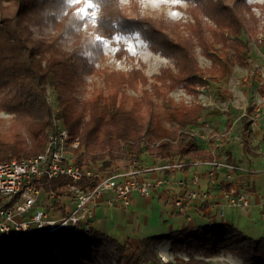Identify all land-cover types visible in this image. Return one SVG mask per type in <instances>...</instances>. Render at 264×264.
<instances>
[{
	"label": "trees",
	"instance_id": "1",
	"mask_svg": "<svg viewBox=\"0 0 264 264\" xmlns=\"http://www.w3.org/2000/svg\"><path fill=\"white\" fill-rule=\"evenodd\" d=\"M244 5L246 10L234 15L230 9L221 7L222 19H228L219 23L214 31L202 27L203 32L198 34L196 43L211 60L208 68H195L197 63L193 54L182 49L185 48L183 45L180 48L177 41L162 39V47L177 50L188 64L184 70L180 69L179 73L168 78L184 83L191 92L197 85L204 86L217 78H225L230 70L231 57L242 61V54L247 50L246 18L242 14L248 13L249 8L245 2ZM74 16L76 20L82 19L73 13L67 0H0V112L11 115L14 124L8 133L0 134V161L37 154L44 149L48 133L57 127L67 130L69 142L79 141L78 148L72 151L73 163L87 166L102 175L127 171L131 162L144 161L145 157L142 159L141 156L146 153L157 160H168L177 147L179 150L184 148L186 155L202 160L218 159L216 153L211 154L207 149L209 143L205 145L190 133L191 129L205 124V107L174 102L165 97V85L159 86L157 81L148 83L151 91L142 90L140 99H136L135 108L138 110L132 112L122 109L116 90L105 88L104 84L88 90L86 75L93 67L89 53L80 49L76 39L69 43V37L65 35L69 30L59 31L56 22L59 18L69 26ZM142 33L153 35L154 40L159 36L147 26L142 28ZM229 49L232 51L228 54ZM138 82L145 85L146 79H138ZM209 142L213 144L214 139ZM97 181V178L83 179L78 184L92 188ZM68 182L71 180L55 178L46 190H54ZM11 203L0 200V205ZM53 204L59 203L54 200L50 205ZM59 211L65 214L68 210L63 205ZM224 225L236 228L228 223H208L195 229L188 226L181 232L143 237L123 261L117 259V264H175L160 262L153 247L172 240L179 233L189 234L192 239L190 243L187 240L178 243L181 239L177 243L171 241L177 248H213L210 254H215L228 245L229 250L246 264H264L263 236L254 238L239 230L227 236L222 232ZM197 231L198 235H194ZM62 232L78 235L76 231ZM46 241L45 235L38 231L1 241L0 264H59L51 252L49 257L42 256L37 249ZM76 245L78 250L72 249L64 254L63 264H86L92 260L94 247L98 250L112 247L119 256H124L127 250L126 242L119 243L116 238L99 231H94L90 239L81 237ZM58 248L61 250L62 245L58 244ZM188 256L193 263L194 256L190 253Z\"/></svg>",
	"mask_w": 264,
	"mask_h": 264
},
{
	"label": "rangeland",
	"instance_id": "2",
	"mask_svg": "<svg viewBox=\"0 0 264 264\" xmlns=\"http://www.w3.org/2000/svg\"><path fill=\"white\" fill-rule=\"evenodd\" d=\"M67 2L73 13L82 19L76 20L75 16L72 17L69 26L59 18L56 22L59 31L69 30L65 34L69 37V43L72 44L76 39L80 49L89 53L93 67L86 75V81L89 84L88 90L104 84L105 88L116 90L118 99L122 101V109L126 108L132 112L138 110L135 108L136 99H140L143 94L142 90L150 89L151 91V86L148 83L157 81L159 86L165 85L163 88L165 97L172 98L174 102L189 106L198 104L205 107L203 117L205 124L194 130L208 137L209 140L213 138L214 133H218L216 137H218L219 144L223 143L222 139L228 137L230 130H226V121L228 118L231 121L235 118L230 114L233 113L232 110L236 115L249 114V117L243 116L247 117V120H251L248 108H252L250 110L254 113L264 92V0H238L237 3L236 0H180L179 3H173L172 0H67ZM244 2L249 8L248 13L242 14L246 18L244 29L248 44L247 50L242 54V61L231 57V61L229 60L230 70L225 78H217L204 86L197 85L193 88V92L190 91L191 88H186L184 83L169 79L171 74L179 73V70H184L188 64L177 50L162 47L161 40L177 41L180 48L182 47L180 45H183L185 48L182 49L188 54H193L197 63L195 68H208L211 65V60L201 52L196 43L198 34L203 32L202 27L205 26L209 31L210 29L214 31L218 28L219 23L228 19L227 17L222 19L224 16L221 17V7L230 9L234 15V13L246 10ZM249 11L251 15H249ZM173 13H177V15H173ZM249 21L252 22L249 23ZM146 26L158 33L157 40L152 38L153 35L150 37L142 33V28L145 29ZM185 51L181 52L182 55ZM231 51L229 49L227 53L229 54ZM164 78L166 81L162 82L161 80ZM138 79H146V84H140ZM48 100L51 101L49 92ZM11 117V115L0 112V134L4 135L14 128ZM208 143L211 148L215 145V141L213 144L209 141ZM233 145L236 147L237 143L234 142ZM179 148L177 147V150L173 152V157L166 161L199 160L197 156L186 155L184 148L181 150ZM210 150V153L214 154L213 149ZM118 152L121 154L120 150ZM146 154L141 156L142 159L145 157L144 161L131 162L130 165L141 169L151 166L148 160L153 157ZM221 157L220 161L226 162V158ZM237 166L242 168L239 164ZM242 169L243 171L234 172L245 173L243 177L254 173V171H246L249 168L243 167ZM199 175L201 178L205 177ZM192 177L191 170L183 173L181 179L178 180H184L185 184L175 185L176 196H181L185 190L195 189V186L191 184ZM172 181V179H168L166 184L169 186ZM238 183L239 185H248L249 181L243 179ZM185 185L186 187H184ZM67 206L69 207V204ZM248 207L242 210L244 215L248 212ZM170 208V205L165 206L157 198L147 205L141 199L137 205L127 208L137 213V217L131 221L127 219L111 220L106 216L105 222L108 224V228L110 225L113 227V230H106V233L116 238L119 243L126 242L127 250L124 256H119L115 249H111L112 247L110 250L103 248L98 250L94 247L92 248V260L86 264H92V262L94 264H117V259L123 261L131 251L135 250L139 240L143 237L181 232L188 226L195 229L208 223L221 222L219 212L215 214V221L202 218L198 213L189 212L186 214L192 221L188 222L185 213L175 211L171 215ZM238 211L240 210L234 212L237 223L234 221L233 225L236 228L224 225L222 232L228 236L239 230L246 236L264 237V207H260L249 220L244 216L238 218ZM102 224H104L103 220ZM94 226L100 228L98 224ZM93 233L94 230L89 234L79 231L76 234L81 235L83 239L85 237L90 239ZM43 234L47 241L37 249L40 250L42 256L45 254L49 257V252H51L59 264L64 263L65 253L72 249H79L76 241L81 237L78 235L64 233L62 230ZM194 235H198V231ZM128 239H131V242L127 241ZM191 239L189 234L179 233L170 241L154 245L153 250L159 261L163 263L246 264L229 250L228 245L215 251V254H210L214 250L213 248L187 249L184 246L177 248V245L171 244V241L177 243L179 240L178 243H181L182 240L183 242L187 240L190 243ZM58 244L62 245L61 250L58 248ZM89 252H91L90 249ZM189 253L194 256L193 263L192 259H188Z\"/></svg>",
	"mask_w": 264,
	"mask_h": 264
},
{
	"label": "built area",
	"instance_id": "3",
	"mask_svg": "<svg viewBox=\"0 0 264 264\" xmlns=\"http://www.w3.org/2000/svg\"><path fill=\"white\" fill-rule=\"evenodd\" d=\"M264 114V95L261 96L258 106L250 116L256 121ZM249 117V116H248ZM190 133L199 139L209 141L194 129ZM215 136V137H214ZM217 135H213L218 140ZM79 145L78 139L69 142V135L65 128L57 127L47 135L44 149L37 154L20 159L0 161V200L12 201L10 205H0V242L29 236L31 231L39 233H53L58 230L79 231L85 234L92 232L91 220L103 196L109 194L106 203L109 207L123 206L130 203L133 192L142 196H149L157 187L168 181L167 177L146 179L136 167L123 172L99 174L87 166L73 163V150ZM209 170L206 180L216 183V171L221 168L230 171H243L241 167L228 164L218 159L208 161ZM181 164L175 165L179 167ZM171 165L163 166L169 168ZM161 168V169H162ZM64 177L71 182L58 186L54 190H46L51 181ZM97 178L94 187L78 184L83 179ZM201 176L193 175L191 184L194 190H185L181 196H175L173 206L186 214L188 204H201L209 198V191L200 187ZM175 185L182 186L184 180H175ZM222 199L224 200L219 210V215H224L225 208L231 210L245 208L249 205L246 192L220 184ZM58 205H50L53 201ZM71 203L65 214H61L59 207L63 201ZM66 204V203H64ZM186 220L191 218L186 214Z\"/></svg>",
	"mask_w": 264,
	"mask_h": 264
},
{
	"label": "crops",
	"instance_id": "4",
	"mask_svg": "<svg viewBox=\"0 0 264 264\" xmlns=\"http://www.w3.org/2000/svg\"><path fill=\"white\" fill-rule=\"evenodd\" d=\"M232 112L233 113L230 114L233 115L235 118L232 121L230 118H228V120L226 121V130L230 131L228 137L226 139H222L223 143L219 144L217 140H214L215 145L211 148L209 147V145H207L208 141H204L201 139L200 140L204 143L207 142L205 144L207 145V149H213V152L217 154L216 156H218V160L222 158L221 156H224L226 158V163L229 162L228 164L234 165L239 164L240 166H242V168H249L246 169V171L250 170L251 172L254 171V173L250 174V176L248 177H243L245 173L239 174L228 169H218L216 171L217 173L215 184L209 183L205 179L206 177L202 178L200 182V187L204 190L209 191V198L201 204H188L186 213H198L199 216H201L202 218L204 217L208 218L209 220L215 221V214L219 212L221 205L224 202V200L222 199V192L220 188V184H222L223 182H225V184L229 187H234L236 190L246 192L248 195L249 210L244 215L242 210L246 207L235 209L240 210L237 212L238 218L240 216H244L246 219L249 220L260 207H264V114L258 120L252 121L249 119L247 120V117L244 118L243 115L249 116V114L247 113H243L242 117L241 115H236L234 110H232ZM252 114L250 113V115ZM214 134L218 135V133ZM240 138L241 140H239ZM234 142L237 143L236 147L238 148L233 145ZM233 148L235 149L233 150ZM148 162L149 164H151V166L143 167L141 169L140 167L132 165L129 167V169H133V167H136L142 171L147 170L146 174L142 173V177L146 179H157L159 177H167V179L173 180L172 184L168 186L166 182L161 186H157L150 193L149 196H142L138 192H133L130 197V203L126 207H109L106 203V199L110 195L105 194L101 202L99 203V206L95 210L91 220V225L94 231H99L101 233L107 234L106 230H113L112 225H110V228H108V224L105 222L106 216L109 217L108 219L111 220L127 219L128 221H131L132 219H134V217H137L136 212L130 211L127 208L137 205L141 199L142 202L147 205L151 204L153 200L157 198L160 202H163L165 206L170 205L171 215H173L175 211H177V213H180L173 206V199L176 196V193H174V181L181 179L183 173H186L188 170H191L193 172V175L201 174L202 176H206V173L209 170L208 161L202 160L200 157L199 160H194L190 162H171L166 160H155L154 158H150ZM178 164H181V166L174 167ZM168 165H171L172 167L165 169L162 168L163 166ZM243 179L249 181L248 185H239L238 182L243 181ZM184 187H186V185ZM63 202L66 203H63V205L67 209H69L70 205H72L71 203L65 202V200ZM68 204L69 207L67 206ZM214 210L215 212H213ZM235 210L233 211L231 209L226 208L223 218L219 215L221 217V222L234 224V221H236L237 223V219L236 217H234ZM102 220L104 221V224H102ZM95 224L100 225V228L94 226ZM127 241L131 242V239H128Z\"/></svg>",
	"mask_w": 264,
	"mask_h": 264
},
{
	"label": "snow or ice",
	"instance_id": "5",
	"mask_svg": "<svg viewBox=\"0 0 264 264\" xmlns=\"http://www.w3.org/2000/svg\"><path fill=\"white\" fill-rule=\"evenodd\" d=\"M173 3H179L180 0H172ZM173 15H177V13H173Z\"/></svg>",
	"mask_w": 264,
	"mask_h": 264
}]
</instances>
